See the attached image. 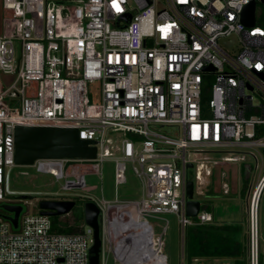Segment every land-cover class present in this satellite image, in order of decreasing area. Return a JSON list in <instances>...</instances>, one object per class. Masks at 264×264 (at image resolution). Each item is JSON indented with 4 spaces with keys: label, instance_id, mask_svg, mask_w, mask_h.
Returning <instances> with one entry per match:
<instances>
[{
    "label": "built area",
    "instance_id": "obj_1",
    "mask_svg": "<svg viewBox=\"0 0 264 264\" xmlns=\"http://www.w3.org/2000/svg\"><path fill=\"white\" fill-rule=\"evenodd\" d=\"M249 1L0 0V202L22 204L8 198L16 193L8 186L17 167L15 125L75 127L79 138L95 142L94 159H37L32 166L63 179V189L85 190L84 175L101 178L102 162L113 161V200L59 198L98 206V264L107 253L123 264H166L165 227L152 236L147 217L170 212L178 217L179 264H186L185 228L212 222L201 202L195 217L186 215V181L212 188L217 181L226 194L225 165L249 156L255 171L261 166L245 200L244 252L246 264H260L264 17L256 0L253 26L241 22ZM231 35L235 52L218 44ZM127 164L139 196L119 199ZM2 213L0 264H89L90 226L59 233L49 216L25 210L13 228Z\"/></svg>",
    "mask_w": 264,
    "mask_h": 264
},
{
    "label": "rangeland",
    "instance_id": "obj_2",
    "mask_svg": "<svg viewBox=\"0 0 264 264\" xmlns=\"http://www.w3.org/2000/svg\"><path fill=\"white\" fill-rule=\"evenodd\" d=\"M258 8L262 10V17H264V6L262 3L258 4ZM218 44L229 52H235L238 48V40L235 36H226L218 39ZM248 152H251L247 150ZM253 153V152H252ZM246 155V154H245ZM217 156V154H214ZM250 166V170L247 169ZM261 163L258 162L256 171L254 170V160L249 156H245V160L241 162H233L225 165L228 178L221 179L229 187L230 191L226 194L219 189L217 181L213 184L212 192H209V185H194L193 197L199 200L202 204L209 207L212 214V221L215 223L229 222L240 223L243 225V230L246 226L245 213V196L244 186L249 183L254 184L258 177ZM219 172L218 167L215 169ZM114 164L111 159H105L101 164V178L95 173H86L84 175L85 190L79 188L63 189V179H57L49 173L38 171L33 166L14 167L9 174V189L16 193H11L8 198L22 203V213L25 210L29 212L38 211L37 202L45 198H64L70 197V193L87 194L89 193L95 198L104 197L108 200H113L115 197V186L113 182ZM126 181L117 185L116 197L119 199H131L139 196L140 182L131 171L130 165H126L125 170ZM214 179V175L212 176ZM247 190V189H246ZM3 203V202H2ZM82 204H76L66 216L62 219L69 220L76 216L77 213L82 212ZM83 217V213H82ZM151 225V235H157L165 230L162 234V252L166 257V264H179V224L178 217L175 213H163L160 218L147 217ZM258 234L260 247V264H264V188L261 191L258 215ZM244 232V231H243ZM242 232L241 240L242 247L245 251V234ZM107 258L104 264H123L114 259L112 253L106 254ZM237 255L223 256V257H203L201 264H229ZM242 264H246L245 252L243 254ZM186 258V257H185ZM186 264H196L192 259H185Z\"/></svg>",
    "mask_w": 264,
    "mask_h": 264
},
{
    "label": "water",
    "instance_id": "obj_3",
    "mask_svg": "<svg viewBox=\"0 0 264 264\" xmlns=\"http://www.w3.org/2000/svg\"><path fill=\"white\" fill-rule=\"evenodd\" d=\"M262 3L263 0H260ZM256 0H250L241 12V22L251 27L254 24ZM261 74V73H260ZM14 164L20 167L32 166L37 159H69L90 160L96 155L95 142L78 136L75 127H61L49 125H15L14 127ZM188 167H191L188 164ZM248 194L246 190L245 200ZM186 215L195 217L200 201L193 198V183L186 181ZM75 205V200L45 198L37 202L38 213L45 216H63L68 214ZM1 209L11 213L2 214L13 228L17 227L18 216L22 211V204H2ZM83 222L90 226L93 232V243L88 249L89 264H98L100 251L99 208L91 199H84L82 204Z\"/></svg>",
    "mask_w": 264,
    "mask_h": 264
},
{
    "label": "trees",
    "instance_id": "obj_4",
    "mask_svg": "<svg viewBox=\"0 0 264 264\" xmlns=\"http://www.w3.org/2000/svg\"><path fill=\"white\" fill-rule=\"evenodd\" d=\"M247 185L244 186V193ZM212 186L209 192H212ZM76 204L84 201L81 197H74ZM202 208L209 211L206 204ZM210 212V211H209ZM4 213V212H3ZM51 230L59 233H77L83 228L82 212L69 220L62 219L60 216H50ZM243 225L240 223H215L189 225L184 230V255L185 259L194 257H223L237 255L232 259V264H242L244 249L242 247L241 235ZM244 233V232H243Z\"/></svg>",
    "mask_w": 264,
    "mask_h": 264
},
{
    "label": "flooded vegetation",
    "instance_id": "obj_5",
    "mask_svg": "<svg viewBox=\"0 0 264 264\" xmlns=\"http://www.w3.org/2000/svg\"><path fill=\"white\" fill-rule=\"evenodd\" d=\"M2 204H4V203L0 202V210L4 212L2 214H4V215H10L11 213L6 212V211H4V210L1 209Z\"/></svg>",
    "mask_w": 264,
    "mask_h": 264
},
{
    "label": "crops",
    "instance_id": "obj_6",
    "mask_svg": "<svg viewBox=\"0 0 264 264\" xmlns=\"http://www.w3.org/2000/svg\"><path fill=\"white\" fill-rule=\"evenodd\" d=\"M263 188H264V185H263V187H262V190H263Z\"/></svg>",
    "mask_w": 264,
    "mask_h": 264
}]
</instances>
